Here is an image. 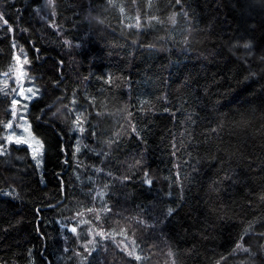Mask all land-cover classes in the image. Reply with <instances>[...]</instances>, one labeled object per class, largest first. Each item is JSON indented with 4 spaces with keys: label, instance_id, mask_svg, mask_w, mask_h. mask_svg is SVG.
<instances>
[{
    "label": "trees",
    "instance_id": "1",
    "mask_svg": "<svg viewBox=\"0 0 264 264\" xmlns=\"http://www.w3.org/2000/svg\"><path fill=\"white\" fill-rule=\"evenodd\" d=\"M17 51L43 170L0 155V264H264V0H0Z\"/></svg>",
    "mask_w": 264,
    "mask_h": 264
},
{
    "label": "rangeland",
    "instance_id": "2",
    "mask_svg": "<svg viewBox=\"0 0 264 264\" xmlns=\"http://www.w3.org/2000/svg\"><path fill=\"white\" fill-rule=\"evenodd\" d=\"M46 11V13H43L44 15L50 16L52 14L50 7H47ZM134 11L135 8L134 10H131V13ZM40 15L41 14H39V16ZM136 15L137 17L133 23H135L136 26H140L146 20L144 19L141 21L139 16L140 14L137 13ZM189 31H191V27L189 28ZM180 32L176 33V35H180ZM182 35H184L183 32ZM24 60L25 58L22 57L19 51H17L12 70L0 76V93L4 96H8V98H11V105L9 108L11 109V119L5 124L6 129L2 136L3 141L0 142V155L5 154L11 144L18 146L25 145L31 151V156L41 172L43 170V145L32 133L31 125L28 120L30 104L34 99L40 97L41 93L38 86L35 84L34 79L30 77L26 71V64L24 63ZM29 88L32 89L31 92L27 91ZM14 99L18 101L15 105L12 103ZM13 111H15V115H13ZM82 113L81 109L76 111L78 117L82 116ZM9 124L11 127H8ZM73 132L78 136L77 142H75L74 146L75 156L76 158L87 160L91 157L95 150L87 141H84V122H76L73 126ZM17 140H21L23 142L17 143ZM84 154L85 156L83 157L82 155ZM134 164L136 165L137 162L135 161ZM157 177V174L150 173L147 177V181H150V184H153L157 181V179H159V177ZM115 212V215H117L118 209H116ZM111 213L106 214V216H110ZM69 224L71 223L69 222ZM61 226L63 231L60 236L65 239V242H67V238L70 234H67L65 230L70 229L71 225L62 223ZM77 228L78 226H76V230Z\"/></svg>",
    "mask_w": 264,
    "mask_h": 264
},
{
    "label": "snow or ice",
    "instance_id": "3",
    "mask_svg": "<svg viewBox=\"0 0 264 264\" xmlns=\"http://www.w3.org/2000/svg\"><path fill=\"white\" fill-rule=\"evenodd\" d=\"M49 2L51 3V0H49ZM17 59H19V58H17ZM24 63H25V64L27 63V59L24 60ZM27 91H28V92H31L32 89L29 88ZM17 102H18V101L14 99L12 103H13V105H15ZM13 115H15V111H13ZM8 127H11V125L9 124ZM16 142H17V143H22L23 141H21V140H17ZM37 143H39V142H37ZM149 183H150V181H149ZM71 231L75 232V231H76V228L73 227V228L71 229ZM131 254H132V253H129V255H131ZM137 259H139V257H137Z\"/></svg>",
    "mask_w": 264,
    "mask_h": 264
}]
</instances>
